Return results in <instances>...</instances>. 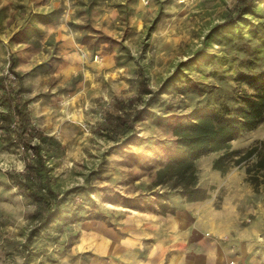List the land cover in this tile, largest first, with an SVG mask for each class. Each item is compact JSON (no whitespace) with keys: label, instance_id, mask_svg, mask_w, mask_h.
Masks as SVG:
<instances>
[{"label":"rangeland","instance_id":"374dc122","mask_svg":"<svg viewBox=\"0 0 264 264\" xmlns=\"http://www.w3.org/2000/svg\"><path fill=\"white\" fill-rule=\"evenodd\" d=\"M238 4L0 0V264H104L102 224L117 230L129 214L156 204L175 214L181 205L205 201L212 207L204 221H231L222 236L235 241L229 264H264V172L252 171L259 177L252 184L247 169L256 158L242 159L264 143V119L193 160L202 200L184 196L180 168L169 166L177 126L197 119L199 110L213 118L224 107L241 108L244 95L255 91L240 77L249 62L264 61V2L248 15L243 36L209 38L238 14ZM143 79L150 92L142 91ZM20 87L37 133L30 142L12 132L19 118L6 93ZM138 110L133 127L131 118L126 125L107 121L109 114ZM38 145L62 209L46 225V212L13 180L38 158ZM231 151L239 153L225 172L214 169Z\"/></svg>","mask_w":264,"mask_h":264},{"label":"trees","instance_id":"16d2710c","mask_svg":"<svg viewBox=\"0 0 264 264\" xmlns=\"http://www.w3.org/2000/svg\"><path fill=\"white\" fill-rule=\"evenodd\" d=\"M263 2L264 0H239L237 9L238 14L233 19L217 26L212 34L209 35V38L214 40L218 34H223L227 38H230L233 34L243 36L244 28L251 24L248 15L253 13L256 4ZM44 18V16H40V19ZM240 39H242L241 36ZM216 40L219 42L222 41V39ZM243 53L245 55L247 54L246 51H243ZM226 59H223L224 61L220 60V63L218 64L224 67ZM245 68L248 70L245 74L248 75L243 74L240 79L246 81L255 89V91L252 94L246 93L244 95L243 107H224V109L217 112L216 116L213 118L200 115L206 112L204 110H199L194 115L195 117H198L197 119H189L187 124L184 126H177L175 129V135L178 138V145L175 154L170 159L169 166L174 169L177 167L180 168L178 170L179 176L177 177L182 178V181L184 180L183 183L185 186L183 193L190 201L202 200L205 198V192L196 187V183L193 181L196 172L193 160L209 152L221 150L223 146H226L228 143L235 140L240 133L256 128L264 119V61L260 59L257 61H251ZM254 71L255 73H253ZM17 76L18 78L20 77L19 73H17ZM140 76L143 78L142 72L140 73ZM141 83L143 86V92L151 91L145 84L144 79ZM0 87H4L3 78H0ZM21 90V87L16 91L10 89L6 93V99L15 102L14 109L19 118V123L14 127L12 132H14L19 138L26 139L30 142L31 139L35 137L36 129L31 123V116L27 108V102H24L20 97ZM117 104L122 105L123 101L119 100ZM119 109L122 110L121 108ZM123 110L125 111V108ZM142 112V110L136 111L135 114H129V112H126L122 115L118 114L116 117H114L113 114H109L107 121L114 123L115 120H118L121 124L126 125V118H131L133 120L131 121L130 126L133 127V123L136 119L140 118ZM41 138L44 142L50 140L53 144L61 146L53 137H44L41 135ZM34 148L38 158L28 164V170L25 175H17L13 180L26 196L31 197L40 206V209L43 212H46V225L49 224L52 219L58 218L62 213L61 201L58 199L57 195L52 192L50 183L47 179L48 168L43 155L40 152V146L38 145ZM238 153V151L224 153L214 161V169L225 172L226 162L232 160V158L235 157L234 155ZM252 157L256 158V161L252 167L249 166L247 169L248 175L251 176L248 179L252 184L257 185L256 183L259 181V177L252 175V171H255V173L260 171L264 172V143H260V145L251 148L242 159L244 160ZM239 162L240 161H237V163ZM36 179H38V181H36ZM45 190H49V193ZM53 199L55 202H53Z\"/></svg>","mask_w":264,"mask_h":264},{"label":"crops","instance_id":"0c3cea01","mask_svg":"<svg viewBox=\"0 0 264 264\" xmlns=\"http://www.w3.org/2000/svg\"><path fill=\"white\" fill-rule=\"evenodd\" d=\"M187 206L171 214L156 204L129 214L117 230L102 224L98 253L104 264H229L235 241L222 236L231 221H204L211 214L209 201Z\"/></svg>","mask_w":264,"mask_h":264}]
</instances>
